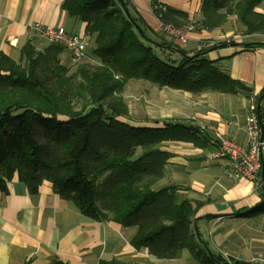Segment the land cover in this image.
Masks as SVG:
<instances>
[{
    "label": "trees",
    "instance_id": "1",
    "mask_svg": "<svg viewBox=\"0 0 264 264\" xmlns=\"http://www.w3.org/2000/svg\"><path fill=\"white\" fill-rule=\"evenodd\" d=\"M262 1L202 0L197 21L157 0L153 11L164 24L192 23L197 31H213L235 17L246 34L264 35V14L255 10ZM129 6L128 0L63 2L68 16L86 24V34L94 39L89 52L101 65L69 67L62 63L65 49L50 43L43 49L27 43L19 61L0 52V192L8 194L17 178L36 196L48 181L83 216L136 227L131 241L136 250L168 261L185 250L196 264H230L210 250L198 228L199 220L213 218L197 216L203 203L184 196L186 189L179 185H158L173 157L162 150L163 142L203 148L207 137L196 127L169 121L126 122L131 120L123 93L130 80H144L194 94L243 92L250 98V88L207 57L210 49L237 43L224 40L191 53L153 31ZM259 47L264 42L245 44L249 50ZM257 112L264 122L259 106ZM260 188L264 192V183ZM255 210L264 212V206L247 213Z\"/></svg>",
    "mask_w": 264,
    "mask_h": 264
},
{
    "label": "crops",
    "instance_id": "2",
    "mask_svg": "<svg viewBox=\"0 0 264 264\" xmlns=\"http://www.w3.org/2000/svg\"><path fill=\"white\" fill-rule=\"evenodd\" d=\"M64 1L0 0V52L19 61L21 49L27 43L36 44L45 39L36 33V25L64 27L71 33L86 36V24L66 14L62 8ZM128 1L130 10L134 9L153 31L160 32L161 21L154 14L153 0ZM157 1L187 13L193 21L200 19L202 0ZM255 10L264 14V0ZM233 21L236 24V18L230 17L221 28L196 31L188 49L196 52L199 41H235L237 46L210 49L207 57L220 71L251 89L250 96H254L264 117V94L260 96L264 91V47L246 49L245 44L257 41L246 34L245 28V34L233 31ZM63 61H72L67 52ZM192 96H163L162 119L197 129L199 123L209 126V130L202 132L207 137L206 142L203 141V148L184 141L163 142L162 150L173 157L168 160L165 175L158 185H179L186 189L184 196L203 203L197 216L212 215L213 218L201 219L197 225L210 250L227 253L230 264H249L257 253H264V212L255 210L252 215L247 212L264 206V192L262 185L257 187L247 179L237 181L227 177L228 161L216 157L218 145L213 135L214 130L238 143L246 141L249 96L243 92L229 95L213 91ZM150 111L156 113L157 110L152 107ZM191 113L196 118L193 122L186 120ZM145 121L135 119L136 124ZM260 177L263 184L264 155ZM8 188V194L0 192V264H50L55 260L66 264H100L101 261L196 264L194 259L190 261L191 255L185 250L169 261L154 258L147 249L136 250L131 244L136 227H122L111 221L83 216L73 203L55 194L48 181L42 184L36 196L30 195L17 178Z\"/></svg>",
    "mask_w": 264,
    "mask_h": 264
},
{
    "label": "built area",
    "instance_id": "3",
    "mask_svg": "<svg viewBox=\"0 0 264 264\" xmlns=\"http://www.w3.org/2000/svg\"><path fill=\"white\" fill-rule=\"evenodd\" d=\"M193 27L189 25L188 28L181 30L169 23L164 24L161 22L162 31L166 36L168 35L169 39L178 40L184 47L189 43ZM34 29L48 43L63 47L72 60L78 61L89 57L87 53L89 42L86 36L71 33L64 27L53 28L36 25ZM212 45H215L212 41H199L196 49L202 51ZM197 126L201 133L210 129L205 124L199 123ZM213 132L214 141L218 145L216 157L228 161L227 177L237 181L247 179L255 186L260 187L263 182L260 172L264 155V122L261 121L258 115L254 96L249 98L248 115L245 122V142L238 143L219 131L213 130ZM250 262L264 264V253L256 254Z\"/></svg>",
    "mask_w": 264,
    "mask_h": 264
},
{
    "label": "rangeland",
    "instance_id": "4",
    "mask_svg": "<svg viewBox=\"0 0 264 264\" xmlns=\"http://www.w3.org/2000/svg\"><path fill=\"white\" fill-rule=\"evenodd\" d=\"M133 10L134 9L130 10V13L132 15L136 16V14H135V12ZM234 21L231 22L232 30L233 31L235 30L236 32H243L244 31V27L241 24H239L237 21H236V24H233ZM169 24H171L175 28H179L181 30L188 28L189 25L192 26V27L194 26L193 24L186 23V22H183V23L181 22L180 24H178L179 25L178 27H177V24L176 25H174L172 23H169ZM196 31H197V27L194 26L193 27V31H192V33L190 35L191 38H192V34L196 33ZM146 33L152 39L157 40L147 30H146ZM159 33H160V35L161 34L162 35L165 34L162 31V28H161ZM242 34H245V32H243ZM87 37H88V35H87ZM166 37L168 38L169 36L167 35ZM251 37L254 40H256V41L264 42V35H251ZM191 38L189 39V43L188 44H191V41H192ZM88 39H89V46H88V52L87 53H88L89 57L81 59V60H78V61L72 60V61H69L67 63L66 62H62V63L67 65V66L70 65L69 67H73L74 69H75L76 66H78L77 64H81V63L90 64V65H93V66L101 65L100 60L89 52L90 47H92L94 45V39L93 38H89V37H88ZM171 40H173V39L171 38ZM175 41H178V40H175ZM46 42L47 41L45 39L42 40V42H39V43L36 42V48H38V49L45 48L46 44L48 43V42L47 43ZM186 47H189V46L187 45ZM162 55L165 56L164 54H162ZM173 55H175V54H172V56ZM175 58H177V56H175ZM167 89H171L173 91H170V90H167ZM186 94H188V95L191 94V96L193 95L192 97H194V95H196V94L191 93V92H186V91H182V90H178V89H173V88L167 87V86L166 87H159L157 84L151 83L150 81L148 82V81H144V80H130L126 84V87H125V90H124V93H123V97L125 98V100H126V102L128 104V107H129V116H130V120H131V121H126V122L133 124L135 122V119L136 120H146V121L148 120L150 122L162 121L163 120L162 119L163 113L161 112V109H162L163 102H161V100H162L163 96H166V97H169V98L171 96L184 97ZM152 99L156 101V102H154V104L152 103ZM152 107L155 110H157L156 113L155 112L151 113L150 110H151ZM160 115H161V117H160ZM195 119H196L195 115L192 114V113H191V115L189 117H186L187 121L189 120V121L193 122V121H195ZM166 120H168V119H166ZM163 121H165V120H163ZM168 121L171 122V120H168ZM171 123H173V122H171ZM165 142H167V141H165ZM250 215H252V214H250ZM217 253L219 255H223L225 258H227V261L230 263V260H229L230 257H229V255L227 253H225V252H221V253L217 252ZM231 255H232V253H231ZM252 258L250 259V261L252 260ZM191 259L192 258L190 257V261L193 260V259L192 260Z\"/></svg>",
    "mask_w": 264,
    "mask_h": 264
},
{
    "label": "water",
    "instance_id": "5",
    "mask_svg": "<svg viewBox=\"0 0 264 264\" xmlns=\"http://www.w3.org/2000/svg\"><path fill=\"white\" fill-rule=\"evenodd\" d=\"M263 204H264V201H263ZM263 204H262V205H263ZM262 205H261V206H262Z\"/></svg>",
    "mask_w": 264,
    "mask_h": 264
}]
</instances>
